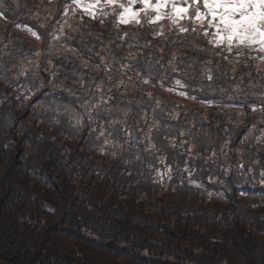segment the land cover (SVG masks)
Returning a JSON list of instances; mask_svg holds the SVG:
<instances>
[{
	"label": "trees",
	"instance_id": "trees-1",
	"mask_svg": "<svg viewBox=\"0 0 264 264\" xmlns=\"http://www.w3.org/2000/svg\"><path fill=\"white\" fill-rule=\"evenodd\" d=\"M64 4L65 0H0L10 16L0 20V72L9 69L7 79L0 75V264H264V185L258 182L259 170H264V142L257 144L255 139L257 129L264 128V116L250 107L260 104L264 72H256L254 61L246 68L243 59L233 65L205 55L199 49H219L195 34L170 32L167 21L165 34L154 36L156 25L129 24L118 30L113 17L101 24L85 15L80 23L79 13L63 16ZM65 19L72 28L65 25L61 33ZM16 23L21 27H14ZM27 27L41 39L36 40ZM77 27L82 31L73 30ZM124 32L128 36L118 38ZM53 35L60 39L53 40ZM68 47L77 52L66 51ZM109 50L117 60L139 63L145 70L141 76L150 62L151 70L160 73L153 80L155 86L136 79L135 68L124 70L127 75L118 74L115 69L120 65L109 57ZM129 53H136L137 59L129 61ZM173 53L177 61L187 60L176 72L168 63ZM25 57L40 65L39 75L25 78L12 67L23 63L35 68ZM101 57L112 71L96 67ZM209 60L212 81L202 74V62ZM57 69L58 80L49 84ZM161 76L165 87L198 99L166 91L158 82ZM102 77L104 91L94 98L111 96L108 103L119 100L118 109L129 105L126 127L137 130V135L148 131L140 113H151L153 108L163 118L180 113L166 120L172 128L167 135L177 139L176 149L164 140V120L161 131L153 133V139L159 137L157 146L163 143L167 149L163 155L172 165L171 179L165 175L161 183L156 173L165 171L159 163L162 153L151 155L141 143V159H135L137 148L124 143L125 132L118 137L124 150H115L113 156L111 145L105 146L103 137L96 139L87 121L79 129L72 127L73 109L83 111L80 98H93L96 90L88 85ZM29 79L37 84L43 80L47 86L31 89L34 94L24 99ZM175 79L186 85H176ZM120 81L124 85L117 87ZM200 100H211L213 105ZM57 106L59 111L53 112ZM159 108L165 111L159 113ZM112 118L122 119L123 111H114ZM109 120L102 108L92 127L107 130ZM148 123L154 121L148 118ZM253 123L257 129L249 131ZM188 128L196 136L191 157L179 147L188 139L179 132ZM101 147L106 148L103 154ZM186 164L199 188L183 171Z\"/></svg>",
	"mask_w": 264,
	"mask_h": 264
},
{
	"label": "snow or ice",
	"instance_id": "snow-or-ice-1",
	"mask_svg": "<svg viewBox=\"0 0 264 264\" xmlns=\"http://www.w3.org/2000/svg\"><path fill=\"white\" fill-rule=\"evenodd\" d=\"M49 3H52V0H49ZM136 5L139 6L136 7ZM77 13L80 15V23H83V17L85 15L93 20H99L101 24H104L106 18L113 17L114 27L118 30L122 25L126 26L129 24H135L139 27H143L144 23H147L150 26L156 25L157 30L153 32L154 36H163L165 34V25L163 22L167 21L168 30L170 32L177 35L188 33L195 34L196 36L205 39L207 44L213 49H219V51L215 52H209L207 49H199V51L203 52L205 55L213 56L217 60H224L233 65L240 63L243 59L246 68L249 67V62L254 61L256 62V72H264V67H262V65H264V0H65V4L63 5V16L72 18L75 17ZM9 19L10 16L4 10L3 6L0 5V20L8 21ZM65 25L72 28V25L68 23V19H65L64 24L61 25L59 29L61 33L64 31ZM14 27L20 28L21 25L16 23L14 24ZM25 30L36 40L39 41L41 39V36L31 27H27ZM73 30L82 31L78 27ZM127 36V32H124L122 36L118 33V38L122 39ZM52 39L59 40L60 36L53 35ZM97 39L99 40L101 38L97 37ZM128 47H132L131 42L128 43ZM145 47H147V45H145ZM193 47L197 46L193 45ZM160 50L162 53L164 52L163 47H161ZM66 51L75 53L77 52V48L68 47ZM89 51H92V49H89ZM39 54V52L36 53V55ZM96 54L99 55V53ZM108 55L120 65L119 68L115 69L118 74L127 75V72L124 70L135 68L137 70L136 79H139V81L145 85L152 84L153 87L155 86L153 80L155 77L160 76V73L151 70L150 62H146L149 64V70L145 75L141 76V73L145 70L140 67L139 63H125L122 60H117L115 54L111 52V50L108 51ZM24 59H27L28 64L30 65L35 64V68L25 67L23 63L13 64V68H19V76L28 78L29 74H31L32 77L39 75L37 69H39L40 65L36 64L34 59H29L27 57ZM65 59H68V57L65 56ZM136 59V53H129V61H135ZM161 59H163V57H161ZM51 62V58H49L48 63L51 64ZM84 63L87 65V59H85ZM156 63H159V60H157ZM168 63L171 65V70L176 72L180 70L179 64L187 63V60L182 58L181 61H177L176 55L173 53L172 58ZM211 63V60L202 62V74L208 81L213 80L212 68L209 67ZM96 67L98 69L102 68L105 73L113 70L112 65L104 61V57H101L100 62L96 64ZM188 67H192V65L189 64ZM216 67L219 69V64H217ZM7 71H9V69L5 68L3 72H0V75H3L5 79H7ZM165 71H167V69H165ZM231 71L235 76L237 72L236 68L233 67ZM57 72L58 69L51 73V79L48 81L49 84H54V82L58 80ZM251 75L252 73L249 71L248 76L251 77ZM17 79H19V77H17ZM91 79L95 81V78ZM129 79L132 80L134 78L129 76ZM164 79L165 77L161 76L158 82L160 87L165 88L166 91L175 92L177 95L193 101L198 99L196 95H189L186 91L177 90L173 87H165ZM188 79H194V77H188ZM108 82H111V77H108ZM28 84L30 86L28 89V95H25L24 99H29L30 96L34 94L31 89L35 88L39 90L47 86L43 80L37 84L33 79H29ZM104 84L105 80L102 77L99 82H94L88 85L90 88H95L96 91L93 93V98H80L83 111L76 112L73 109V112L75 113L73 116L75 123L72 127L79 129L83 127L85 121H87L91 131L97 133L96 139L99 140L103 137V144L105 146L111 145V148L113 149L111 154L113 156L117 155L115 150H124L123 143L118 137L121 131L125 132L128 136V140L124 141V143H130L131 147L137 148L135 159H141L139 155L140 149L138 148V145L141 143L144 144L143 150L149 152L151 155H155L156 152L162 153L159 158V163L164 165L165 171L156 169V173L160 177L161 183L163 182L165 175L171 179L173 168L171 164L165 163L166 156L163 155L167 149L163 143H161L159 147L157 146L159 137L157 136L156 139H153V133H159L161 131L162 120H164L163 128L166 133L164 140L168 141V146L172 149H176L178 146L177 139L175 136L169 138L167 135V133L172 131V128L167 125L166 120H174L180 115V113L177 112L175 116L170 115L167 118L161 117L155 108L152 109L151 113H148L147 111L140 113V119L145 121V126L148 128V131L147 133L141 132L137 135V130L126 127L129 105H125L123 109H118L119 100H117L116 104L110 105L108 103V101L112 99L111 96L105 97L100 95L98 100L94 98L96 93H102L104 91ZM175 84L184 86L186 85V81L184 82V85H182L181 79H175ZM123 85L124 82L120 81L117 84V87H122ZM253 86L255 87V85ZM61 87L65 88L67 91H71L64 85H61ZM260 87H264V85H260ZM107 91L111 92V87H108ZM21 94H24L23 88ZM253 95H257V93H253ZM259 95L262 97L259 106L256 103H253L250 107L253 113H260L261 116H264V92L259 93ZM147 96L151 98L152 93L148 92ZM16 99L19 100L20 97L17 96ZM199 102L207 106L213 105V101L211 100H200ZM159 104L160 101L157 100V107H159ZM226 107H233V105H226ZM102 108L104 114L110 117L107 130L103 126H101L99 130L92 127V122L100 118ZM117 110L123 111L122 119L112 118L114 111ZM58 111L59 106L53 108V112ZM64 111L65 114H68L67 107H65ZM164 111V108H159V113H163ZM148 118H151L154 123L149 124ZM197 119L199 118L197 117ZM58 122L59 121H57V123ZM261 122L264 123V121ZM120 125H125V127L121 128L119 127ZM252 129H257L256 123L251 125L249 131ZM257 130L259 131V135H257L255 139L257 144H260L264 142V128H259ZM179 136L188 137V139L180 141L179 147L185 150L189 157H191L193 148L196 147V136L192 133L191 128L181 130ZM226 147L227 142L225 143V148ZM100 151L103 154L106 152V148L101 147ZM212 156H216L215 151L212 152ZM174 159L175 158H173V160ZM238 167L243 169L244 165L240 164ZM183 171L187 173L189 181L193 186L198 188L201 186L197 180L193 179V170H190L187 164L183 168ZM248 171H252V169L249 168ZM209 180L211 182L212 178L209 177ZM258 182L264 185V170H259ZM208 195L211 196L212 193L209 192ZM241 195H244V193L241 192Z\"/></svg>",
	"mask_w": 264,
	"mask_h": 264
},
{
	"label": "rangeland",
	"instance_id": "rangeland-1",
	"mask_svg": "<svg viewBox=\"0 0 264 264\" xmlns=\"http://www.w3.org/2000/svg\"><path fill=\"white\" fill-rule=\"evenodd\" d=\"M139 5H136V7H138Z\"/></svg>",
	"mask_w": 264,
	"mask_h": 264
}]
</instances>
